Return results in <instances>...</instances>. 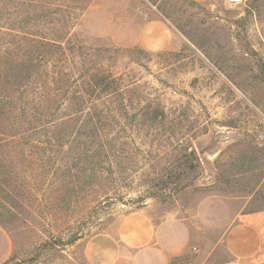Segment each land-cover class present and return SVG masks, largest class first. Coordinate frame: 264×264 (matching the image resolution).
Wrapping results in <instances>:
<instances>
[{"label":"rangeland","instance_id":"374dc122","mask_svg":"<svg viewBox=\"0 0 264 264\" xmlns=\"http://www.w3.org/2000/svg\"><path fill=\"white\" fill-rule=\"evenodd\" d=\"M21 3L0 0V62L6 47L18 50ZM30 27L52 37L59 28L49 20ZM59 37L75 70L100 63L133 83L124 104L129 114L118 116L115 128L132 135L140 151L127 156L124 168L137 162L146 179L193 150L196 169L188 187L143 198L141 179L131 184L93 174L97 167L85 160V135L94 134L86 115L61 127L57 136L66 141L68 133L70 142L52 159L28 150L18 130L14 138L0 130L8 143L0 148V226L12 242L4 264H97V236L118 237L121 221L136 213L173 248L168 264L231 259L230 227L241 214L264 210V0H92ZM7 73L0 69V100L17 105L21 91ZM150 101L167 109L165 121L137 116Z\"/></svg>","mask_w":264,"mask_h":264},{"label":"trees","instance_id":"16d2710c","mask_svg":"<svg viewBox=\"0 0 264 264\" xmlns=\"http://www.w3.org/2000/svg\"><path fill=\"white\" fill-rule=\"evenodd\" d=\"M91 1L19 0L26 7L23 25L20 27L22 35L18 50L11 48V45L6 47L5 61L0 62V69L6 73L12 72L21 91V101L16 105L9 99L5 102L0 100V121L6 122L2 128L0 124V130L9 132L11 134L9 138H14L16 136L14 130H18L28 150H42L52 159V152L60 151L70 142L68 133L66 141L58 137L63 135L60 134L61 127L69 120L73 121L76 115H86V126L89 128L88 124H91L94 134L85 135L84 150L87 154L85 160L97 167L98 170L93 168L94 175L99 174L104 181L111 178L113 182L125 178L131 184L141 179L137 184L141 187L138 192L143 198L172 195L173 190L178 192L191 184L196 169L194 151L185 150L181 156L177 155L176 166L166 168L165 173L156 172L154 176H148V179H144V175L140 174L137 162L128 171L123 167L124 160L128 155L132 156L135 149L139 151L140 149L133 136L120 135L115 124H118L116 122L118 116L126 119L129 114V105L125 107L124 104L126 96L132 92L133 83H126L122 76L114 74L100 63L87 68L82 67L79 71L71 66L69 55L71 49L62 44V37L59 35L70 30ZM253 3L252 1L250 4ZM46 20L59 27L58 34L53 35L54 37L30 29V26L39 25ZM3 27L5 26L0 27V33H4L1 29ZM73 64L76 65V62ZM116 102L120 103L121 107H117ZM147 103L137 112V116L143 118V122L148 121L151 114H155L152 119L157 122H163L168 118L167 109L161 103L153 104L151 101ZM124 107L126 113L123 112ZM119 109H122V113L118 112ZM99 122L103 123L100 125L101 129L97 127ZM125 138L130 141H126ZM5 142L7 139L0 140V148L8 145ZM129 144L134 149L126 151L123 146ZM0 161L1 171L3 161ZM2 180L4 179L0 173V182ZM119 188L122 200V187Z\"/></svg>","mask_w":264,"mask_h":264},{"label":"crops","instance_id":"0c3cea01","mask_svg":"<svg viewBox=\"0 0 264 264\" xmlns=\"http://www.w3.org/2000/svg\"><path fill=\"white\" fill-rule=\"evenodd\" d=\"M158 232L151 220L140 213L131 214L121 221L119 238L97 236V264H168L175 252L157 241ZM116 239L118 245L122 241L123 250L115 247ZM225 245L232 258L223 264H264V210L241 214L228 230ZM89 250L90 246L87 252ZM11 254L10 236L0 226V264L6 262Z\"/></svg>","mask_w":264,"mask_h":264},{"label":"built area","instance_id":"2783aa9c","mask_svg":"<svg viewBox=\"0 0 264 264\" xmlns=\"http://www.w3.org/2000/svg\"><path fill=\"white\" fill-rule=\"evenodd\" d=\"M241 0H232L234 3H239Z\"/></svg>","mask_w":264,"mask_h":264}]
</instances>
